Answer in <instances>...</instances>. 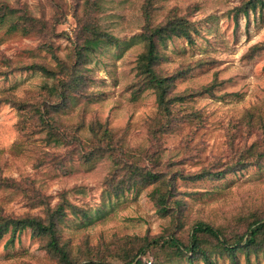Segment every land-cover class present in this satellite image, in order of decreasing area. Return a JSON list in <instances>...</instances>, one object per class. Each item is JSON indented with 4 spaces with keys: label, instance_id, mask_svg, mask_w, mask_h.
<instances>
[{
    "label": "rangeland",
    "instance_id": "rangeland-1",
    "mask_svg": "<svg viewBox=\"0 0 264 264\" xmlns=\"http://www.w3.org/2000/svg\"><path fill=\"white\" fill-rule=\"evenodd\" d=\"M247 1L0 0L53 26L49 36L40 37L0 25V224L43 219L46 204L54 208L64 198L87 214L65 209L57 226L58 243L73 264H123L121 249L135 253L141 247L142 264H204L189 262V254H174L162 242L173 238L188 245L196 222L226 235L264 222V49L255 52L264 46V0L244 11ZM145 6L153 26L178 18L192 30L190 40L172 37L159 49L155 70L174 77L170 94L194 95L217 83L212 94L172 104L181 123L167 134L152 131L159 118L155 92H138ZM91 20L117 46L102 45L88 56L84 84L69 105L56 108L54 91L46 87L53 90L57 80L26 67L57 72L58 62L73 63L80 23ZM48 46L50 52L43 48ZM189 112L199 119L191 121ZM250 113L263 122H251ZM49 116L55 132L66 138L85 141L92 125L108 128L115 151L85 162L86 151L49 141L42 122ZM253 146L260 148L257 155ZM134 165L159 181L129 186ZM219 171L223 178L217 180ZM163 181L171 185L164 188ZM155 187L174 209L178 202L179 214L178 207L159 210L151 198ZM12 236L10 226L0 236V264H62L29 229ZM254 251L237 253V264H264V251ZM211 257L215 264H231L225 254Z\"/></svg>",
    "mask_w": 264,
    "mask_h": 264
},
{
    "label": "trees",
    "instance_id": "trees-1",
    "mask_svg": "<svg viewBox=\"0 0 264 264\" xmlns=\"http://www.w3.org/2000/svg\"><path fill=\"white\" fill-rule=\"evenodd\" d=\"M258 4H261V0H248L246 3L245 10L249 8H256ZM144 10L145 25L143 27L142 33L140 34L141 42L143 43L144 52L139 56L136 64V71L138 76H140V85L142 89L153 90L157 97V105L159 110V118L157 121H153L152 126L155 135L167 134L169 132L175 131L178 125L181 123L178 120V116L175 115L174 111L171 109L172 104L183 105L187 103L186 100L194 98L195 95L202 94H212V91L216 82L210 83L207 87L201 89V91L193 94L184 95H171V87L173 85L174 77H163L159 75L155 67L157 66L159 60L162 58L159 51L160 47L165 45L166 41L170 40L172 37H183L190 40V27L183 19L173 18L168 19L164 23L158 24L156 26L152 25L151 16L149 11L147 12L146 6ZM8 25L9 32H19L24 36L33 34L35 36L47 37L52 32V27L49 26L47 22L42 21L28 15L25 10L18 11L15 8H11L7 5L0 4V25ZM82 25L81 37L78 41L75 51V60L70 65H64L58 62V71L45 67L43 65L32 64L26 67V70L36 71L43 74L45 77L57 80L56 85L53 90L46 87L49 92L54 91L51 97L54 98L53 106L66 103L70 104V100L74 98L73 92L77 91L78 86H82L83 82V68L87 62V58L90 54H93L97 48L102 45L105 46H117V40L115 37L109 33L103 31L96 21L91 20L90 22L83 21L80 23ZM47 51H51L48 47H43ZM264 49V46H257V50ZM60 76V77H59ZM187 117L190 120L199 119V116L195 113L189 112ZM55 118L49 116L47 121H42L44 127L47 130V138L53 144L60 145H73L79 147L81 150L87 152L85 156V162H90L92 159L104 157L108 152L115 151L114 146V135L112 131L108 128L103 127L99 124L92 125L90 127L91 136L84 140L78 139L77 136H71L66 138L64 135H58L55 132V127L52 124L55 122ZM249 120L263 122L262 117H255L253 113L248 115ZM68 139V141H67ZM89 142L87 143V141ZM121 142V140H120ZM120 143H118L119 146ZM121 146V144H120ZM119 146V147H120ZM113 148V150H112ZM260 148L253 146L250 151H253V155H257V151ZM264 147L260 153L264 156ZM252 153V152H251ZM241 162V160H240ZM130 178L129 186H137L138 184L146 185L149 181L155 183L159 181L157 175L150 172H143L140 167H130ZM222 171L216 173L215 179L219 180L223 178ZM171 185V182L163 181L162 186L167 188ZM6 187H12L6 185ZM158 187H155L151 193V198L159 206V210L166 212L167 210L177 209V214L181 212L179 204L175 201L171 207L167 204V196L160 192ZM75 206L68 204L64 198L61 202L54 208H50L47 204L45 207V217L34 218L25 217L20 219H7L4 224H0V236L7 231L8 227L12 228V233L16 231H21L29 229L34 237L46 240L47 251L54 256L58 257V260L62 264H73L69 259L68 253L62 245L58 243V229L57 226L64 217L65 209L73 211L72 214L79 217H86V211L83 209H75ZM162 245H165L174 254L188 255V261L191 262L194 258L200 259L204 264H215L212 260L213 254H225L229 259L231 264H237L236 256L239 252H246L250 250L264 251V222L254 221L249 224L246 232L242 234L226 235L220 228H213L212 226L203 223L196 222L191 230L189 236L188 245H182L177 240L170 238L167 241L164 240ZM144 248L141 247L137 252L132 253L128 249H121L120 254L124 257L123 264H142L141 256L143 254ZM85 264H103L98 262H87ZM150 264V263H149Z\"/></svg>",
    "mask_w": 264,
    "mask_h": 264
}]
</instances>
